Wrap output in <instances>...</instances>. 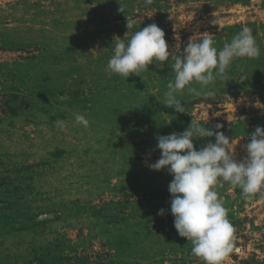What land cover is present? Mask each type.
<instances>
[{
    "label": "rangeland",
    "instance_id": "rangeland-1",
    "mask_svg": "<svg viewBox=\"0 0 264 264\" xmlns=\"http://www.w3.org/2000/svg\"><path fill=\"white\" fill-rule=\"evenodd\" d=\"M153 23L175 55L198 34L222 49L244 27L260 55L201 95L185 90L177 113L164 99L171 59L127 80L106 71L118 38ZM192 120L222 131L238 160L264 128V0H0V264H204L174 227L173 177L146 166L156 137ZM215 190L238 249L223 264H264V189Z\"/></svg>",
    "mask_w": 264,
    "mask_h": 264
},
{
    "label": "clouds",
    "instance_id": "clouds-1",
    "mask_svg": "<svg viewBox=\"0 0 264 264\" xmlns=\"http://www.w3.org/2000/svg\"><path fill=\"white\" fill-rule=\"evenodd\" d=\"M151 3V0H147ZM122 11V8L120 9ZM133 24L127 21V29ZM191 37L182 55L169 51L164 31L155 23L135 31L128 38L115 43L106 71L127 80L131 75L140 77L149 71L154 61H172L174 80L167 84L164 93L165 105L177 113L185 109L178 95L185 90L189 94L201 95L203 90L216 79H225L226 71L238 58L254 59L260 55L259 46L251 29L244 27L230 43L222 49L214 46L211 35L198 34ZM155 65V64H154ZM157 67V65H155ZM245 77H241L243 81ZM194 85H199L198 90ZM211 96L214 93H203ZM75 121L89 126L85 116L76 114ZM56 126L63 129L64 121L57 120ZM219 130L221 124L215 125ZM215 137L197 150L194 138ZM157 149L161 156L155 162L146 164L150 170L166 169L173 177L169 184L171 194V215L174 227L180 237L191 242V253L204 261V264H223L235 249V229L228 219L227 209L219 199L215 187L227 183L231 188H240L251 198L252 194L264 189V128L257 127L244 145L246 153L238 160L232 151V142L222 131H213L198 122L191 121L181 133L158 136ZM163 216L165 211L158 213Z\"/></svg>",
    "mask_w": 264,
    "mask_h": 264
},
{
    "label": "trees",
    "instance_id": "trees-1",
    "mask_svg": "<svg viewBox=\"0 0 264 264\" xmlns=\"http://www.w3.org/2000/svg\"><path fill=\"white\" fill-rule=\"evenodd\" d=\"M10 218H11V216H10ZM10 218H8V220H6V222L4 223V227L11 225Z\"/></svg>",
    "mask_w": 264,
    "mask_h": 264
}]
</instances>
